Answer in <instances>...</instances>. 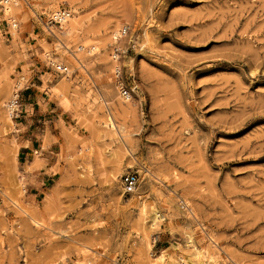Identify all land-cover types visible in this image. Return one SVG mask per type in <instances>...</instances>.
<instances>
[{
  "label": "rangeland",
  "instance_id": "1",
  "mask_svg": "<svg viewBox=\"0 0 264 264\" xmlns=\"http://www.w3.org/2000/svg\"><path fill=\"white\" fill-rule=\"evenodd\" d=\"M3 4L0 264H264V0H17L15 30ZM62 9L78 24L67 36ZM19 54L35 55L49 78L39 91L70 113L59 132L22 131L34 79ZM104 100L132 104L117 132ZM19 135L34 160L50 154L40 183Z\"/></svg>",
  "mask_w": 264,
  "mask_h": 264
},
{
  "label": "crops",
  "instance_id": "2",
  "mask_svg": "<svg viewBox=\"0 0 264 264\" xmlns=\"http://www.w3.org/2000/svg\"><path fill=\"white\" fill-rule=\"evenodd\" d=\"M33 40L29 39L23 42L24 44L30 45ZM28 56V59L25 60L24 56ZM18 57L21 59L19 63V67L22 71L29 70L34 81L31 83V86L26 88L25 92L22 93V107H23V116L20 120V124L22 125V131L25 133L31 132L35 129H38L41 123L45 124L47 128L50 130V134L52 135L53 129H57L58 132L60 130V126H66L67 120L70 118V113L68 110H63L60 108L58 102L56 100L49 99V93L44 91H39L43 82L49 80L47 78V72L44 71L40 66L37 67L36 57L34 54H19ZM34 63V66L29 67L28 64ZM27 117V118H26ZM57 132V134H58ZM22 139L21 146L18 150V153L25 154V160L29 162L28 167L31 169L32 167L39 168L32 171V173L28 176V178L32 177L37 183H40L39 178L41 175L46 173V167L49 165L50 154L48 156H41L37 160H34L33 157V141L28 139L30 135L18 136ZM42 150V149H41ZM23 152V153H21ZM32 179V180H33Z\"/></svg>",
  "mask_w": 264,
  "mask_h": 264
},
{
  "label": "bare ground",
  "instance_id": "3",
  "mask_svg": "<svg viewBox=\"0 0 264 264\" xmlns=\"http://www.w3.org/2000/svg\"><path fill=\"white\" fill-rule=\"evenodd\" d=\"M3 6H2V11L4 10V14H5V16L7 17V20L9 21H12V19H13V17H17V9H14L13 7H11V5H17V0H3ZM56 14H58V11H55L54 12V14L52 15L53 16V18H56L57 19V16H56ZM69 17L68 18H70L71 17V13L69 12ZM68 18H66V19H62V18H60L59 20L57 19V21H59L60 22V26L56 29V30H59L58 31V35H63V36H67L68 34H71V33H74V32H76V28L78 27L77 25V21H76V23H74V22H72V21H70V19H68ZM69 21H68V20ZM11 26L13 27V30H15L16 29V27H17V25L12 21L11 22ZM78 29V28H77ZM111 29V28H110ZM126 30H127V27H123L121 30H120V32H119V34L117 35H114V40H118V39H120L122 36H124L126 33ZM16 33L17 32H14V35H16ZM61 37V36H60ZM56 38H57V40H58V42H59V44L57 45V48L58 49H60V48H65V49H67L66 47H65V45L61 42V40L56 36ZM116 46H118V45H116ZM115 46V47H116ZM114 47V48H115ZM90 50H94V49H90ZM88 52V51H87ZM71 56H72V58H73V60L74 61H76L78 64H80L81 62H80V56L79 55H74V54H71ZM111 60H113V62H112V64L110 65V66H114V64L116 63V62H118L119 61V58H112V54H111ZM109 64V63H108ZM107 64V65H108ZM82 66V65H81ZM55 67L57 68V69H59V70H62V71H65L66 73H67V70H68V68L65 66V65H63V64H55ZM119 68H120V65H118L117 64V66H115V70H113V73H117L118 72V70H119ZM112 83H114V80L112 81H110V82H108L107 84L108 85H111ZM8 85V84H7ZM8 86H10V84L8 85ZM8 89V88H7ZM10 90V89H9ZM9 90H7V93H9L10 91ZM18 91H16V90H14V92L13 93H11V98L9 99V105H8V107H9V118H8V120L9 121H11V114H12V112H13V108H15L16 107V104H15V102H14V99H15V97H17L18 96ZM17 95V96H16ZM7 97V96H6ZM104 98H105V95H104ZM124 101H128V100H124ZM104 105H105V107H106V110L108 111V127H109V129L113 132V131H115V132H117L118 131V126L116 125V123H115V119H114V115H117V116H122V117H124V116H126V115H128L129 113H131V110H132V104L131 103H125V102H122L121 101V103H119V105H117V106H112V108H109L108 107V103L104 100V103H103ZM14 112H16V110H14ZM14 116V115H13ZM12 116V117H13ZM15 116H16V114H15ZM12 122V121H11ZM114 133V132H113ZM39 151L38 150H35V154H37ZM122 188V187H121ZM136 190V189H135ZM23 191V190H22ZM122 192H123V190H122ZM135 192V191H134ZM133 192V193H134ZM132 194V193H131ZM191 211V210H190ZM33 212V211H32ZM35 215V214H34ZM159 218H160V216L157 214V213H154V222H155V220H159ZM162 256H159L157 259H160ZM189 262V261H188Z\"/></svg>",
  "mask_w": 264,
  "mask_h": 264
},
{
  "label": "built area",
  "instance_id": "4",
  "mask_svg": "<svg viewBox=\"0 0 264 264\" xmlns=\"http://www.w3.org/2000/svg\"><path fill=\"white\" fill-rule=\"evenodd\" d=\"M56 16H57V19L59 20L60 18L66 19L70 15H69V12L67 10L62 9V10L58 11V14H56ZM57 19L54 18V20L57 23H60L59 21H57ZM125 51L126 50H125L123 45L116 46L112 50V58L121 57L122 55H124ZM119 74H120V69L118 70L116 75H119ZM118 89H119L120 96L124 100H127L131 97L132 87H130L129 85H124L123 83L119 82ZM137 184H138V175L135 172L126 173L121 178L122 190H123V193L126 195L133 193L135 191V189L137 188Z\"/></svg>",
  "mask_w": 264,
  "mask_h": 264
}]
</instances>
